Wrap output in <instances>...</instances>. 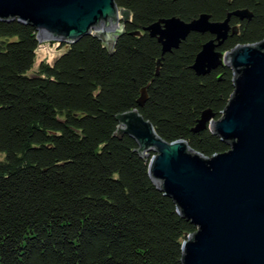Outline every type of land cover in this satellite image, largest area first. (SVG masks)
<instances>
[{
    "label": "trees",
    "instance_id": "obj_1",
    "mask_svg": "<svg viewBox=\"0 0 264 264\" xmlns=\"http://www.w3.org/2000/svg\"><path fill=\"white\" fill-rule=\"evenodd\" d=\"M132 19L112 51L94 36L37 64L36 30L0 22V264H182L197 229L158 190L149 161L130 137H116L119 115L138 109L157 134L183 140L206 158L230 147L206 130L234 93L233 71L192 70L210 34L192 33L162 55L145 31L162 19L233 17L219 51L264 41V0H116ZM148 101L138 107L141 92Z\"/></svg>",
    "mask_w": 264,
    "mask_h": 264
},
{
    "label": "water",
    "instance_id": "obj_2",
    "mask_svg": "<svg viewBox=\"0 0 264 264\" xmlns=\"http://www.w3.org/2000/svg\"><path fill=\"white\" fill-rule=\"evenodd\" d=\"M233 17L250 21L253 14L238 10L220 22L208 14L189 22L173 17L145 29L158 40L162 55L177 50L192 33L214 37L202 46L192 70L206 76L229 67L234 93L220 120L207 110L193 132L210 127L228 152L206 158L183 140L169 143L138 109L116 118V137L137 143L158 190L197 229L183 243L182 264H264V41L219 51L230 33H237ZM131 19L116 0H0V22L33 27L40 44L70 46L94 36L112 51ZM147 101L143 89L138 107Z\"/></svg>",
    "mask_w": 264,
    "mask_h": 264
},
{
    "label": "rangeland",
    "instance_id": "obj_3",
    "mask_svg": "<svg viewBox=\"0 0 264 264\" xmlns=\"http://www.w3.org/2000/svg\"><path fill=\"white\" fill-rule=\"evenodd\" d=\"M66 50V49H65ZM64 49L61 50L57 43H42L39 50L37 51V64L38 66L41 62H48L53 64L54 61L64 53ZM2 155L0 154V160H2Z\"/></svg>",
    "mask_w": 264,
    "mask_h": 264
}]
</instances>
